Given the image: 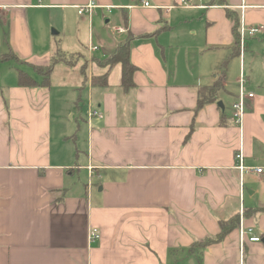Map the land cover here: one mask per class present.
I'll list each match as a JSON object with an SVG mask.
<instances>
[{
	"label": "crops",
	"instance_id": "1",
	"mask_svg": "<svg viewBox=\"0 0 264 264\" xmlns=\"http://www.w3.org/2000/svg\"><path fill=\"white\" fill-rule=\"evenodd\" d=\"M91 3L92 14L79 15ZM151 5L0 0V59L13 54L19 61L0 63V71L9 63L28 68L0 74V264H264V177H241L235 169L239 153L246 167H264V84L249 86L254 98L239 125L238 88L232 92L227 80L237 58L245 70L247 40L234 56V25L240 38L264 27V0ZM52 19L87 25L89 52L97 54L80 70L82 84L72 86L87 91V102L79 94L66 109L55 96L67 87L55 88L52 78L47 87L18 82L21 72L41 81L35 68L61 55L47 29ZM104 27L121 38H106ZM128 38L137 71L135 87L124 91L121 66L95 59L104 61ZM94 77H105L107 86H93ZM218 81L225 87L218 100L200 106L201 90ZM94 109L104 119L89 124ZM71 138L82 150L71 149ZM235 217L236 228L190 254L196 243L219 238L222 223ZM241 222L262 242L242 244ZM94 229L100 238L92 241Z\"/></svg>",
	"mask_w": 264,
	"mask_h": 264
},
{
	"label": "rangeland",
	"instance_id": "2",
	"mask_svg": "<svg viewBox=\"0 0 264 264\" xmlns=\"http://www.w3.org/2000/svg\"><path fill=\"white\" fill-rule=\"evenodd\" d=\"M100 28L101 27H95V34L100 32ZM47 29L50 30V33L52 35L51 44L57 48V52L60 53L63 57H65L67 60L74 61V67H70V66L68 67L61 64L57 67H54V70L52 72L51 78L53 83L55 80V88H60L62 90L63 88L67 87V89L65 88L64 92L62 93L56 92L55 97L57 104H64V109L71 107V105L72 106L75 105L76 98L78 97L79 94L83 96L84 102H87L85 101L87 100L86 97L87 91L73 90L72 86H74V84H76L79 81L82 84L83 78L81 77L80 70L82 69L85 61H88L89 59L97 55V54H90L89 52L90 29L88 28L87 25L86 28L83 27L79 28L78 26L77 28L68 27L67 25L65 26L59 24L55 20H53V25H50V28ZM103 29H105L104 35L106 38L111 39L112 41H117L119 40V38H121L118 35L115 36L112 35L111 31H109V28L104 27ZM95 34H94L95 36L94 44L96 45L98 41ZM9 64H11L12 67L10 68L9 66H3L6 68H2L0 74L5 73L4 69H7L8 71V68L10 70L21 69L23 71H28V68L23 65H17L14 63H9ZM234 64L236 66L232 67L231 65H229L227 70V80H229L230 84L232 85L231 88L232 92H235L234 87L235 89L238 88V78L243 68L241 65L242 64L241 60L238 58L234 61ZM243 64L245 67L246 75L248 77V81H249L248 84L249 86H251L253 90L256 91L257 87H260L264 84V40H261L260 37L259 38L253 37L247 39L246 53L244 56ZM31 74L32 76H34L33 73ZM89 74L90 71L89 72L87 71V75H86L87 78ZM62 77H63V81L62 83H60ZM66 78H67V82L65 83ZM65 102L69 104H65ZM231 103H232L231 98L225 100V104L227 106L228 111H230L231 109L230 108ZM66 120L69 121V118L67 117ZM62 121L65 124V127L66 126L70 127V125L65 120ZM70 131L72 132V129H69V132ZM69 146L71 147V149L76 150L77 144L72 138L70 139ZM77 148L82 150L83 147L80 146ZM82 153L83 152L81 151V155H83Z\"/></svg>",
	"mask_w": 264,
	"mask_h": 264
},
{
	"label": "trees",
	"instance_id": "3",
	"mask_svg": "<svg viewBox=\"0 0 264 264\" xmlns=\"http://www.w3.org/2000/svg\"><path fill=\"white\" fill-rule=\"evenodd\" d=\"M223 3V0H218ZM217 2V0H216ZM239 23L236 22L234 25V33H235V41H236V49H234V56H239L240 54V33L238 31ZM66 60L65 57L62 55H58L56 58L52 60V62L45 68L39 67L35 68L40 74H42L41 81H37L36 79L32 78L28 74L23 72L20 73L18 82L19 85L22 87H35V86H43L47 87L50 84L51 75L54 70L55 65L61 61ZM7 61H18V58L15 57L13 54H5L0 59V63L7 62ZM96 63H99L102 66H110L114 67L116 65H120L122 68V88L124 91L131 90L135 87L133 76L137 71V68L131 63L130 61V44L129 38L123 42H121L118 47L109 55L104 61H99L95 59ZM68 64H72L71 61L68 60ZM100 80L103 81L101 84L103 87L107 86V81L105 77L101 78H93L92 85L93 86H101ZM225 89L223 84L220 82L215 83L213 86L206 87L201 90L199 96V103L200 106L205 105L207 103H211L218 100L221 90ZM257 211V210H256ZM264 211V209H263ZM239 224V217L233 218L228 223H222V234L219 238L215 241L207 240L203 243H196L194 247L190 249V254H192L196 250H203L207 246H211L212 244L218 242L225 234L229 233L231 230L236 228Z\"/></svg>",
	"mask_w": 264,
	"mask_h": 264
},
{
	"label": "built area",
	"instance_id": "4",
	"mask_svg": "<svg viewBox=\"0 0 264 264\" xmlns=\"http://www.w3.org/2000/svg\"><path fill=\"white\" fill-rule=\"evenodd\" d=\"M134 2H137L140 4L141 7L143 8H151V0H132ZM184 5H186L185 1L183 2ZM96 8L94 3H91L87 5L86 7H80L79 8V15H91L92 11ZM111 7H108V10H110ZM264 31V27H253L249 28L244 33H242L241 38H240V46H241V52L244 51L245 48V42L248 38H253L256 37L257 35L261 34ZM118 33H124L123 30L118 29ZM93 51H97V48H93ZM249 81L248 77L245 73V70L242 69L240 76L238 78V98L236 103L234 104V118L236 119L237 124H241L243 121L245 112H246V100L253 99L254 94L250 92L249 90ZM104 116L102 112L99 109H94L91 110L88 114V122L91 124L94 120H103ZM236 167L235 169L240 173L241 177L248 175V174H255L257 176H262L264 177V167H257V168H252V167H246L244 164V159L241 153L237 154L236 156ZM89 173L92 177V175L95 173L93 167H89ZM239 235L240 238L242 239L241 243L243 244L244 240H248L250 243H260L262 242L261 237L257 236L255 234L254 228H247L243 226V222H241L240 227H239ZM100 238V235L97 230H92L91 231V237L90 240H98Z\"/></svg>",
	"mask_w": 264,
	"mask_h": 264
},
{
	"label": "water",
	"instance_id": "5",
	"mask_svg": "<svg viewBox=\"0 0 264 264\" xmlns=\"http://www.w3.org/2000/svg\"><path fill=\"white\" fill-rule=\"evenodd\" d=\"M219 106H220L222 109H224V106L222 105V103H220Z\"/></svg>",
	"mask_w": 264,
	"mask_h": 264
}]
</instances>
